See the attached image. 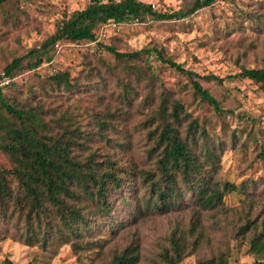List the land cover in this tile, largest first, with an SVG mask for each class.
I'll return each mask as SVG.
<instances>
[{
  "label": "rangeland",
  "instance_id": "rangeland-1",
  "mask_svg": "<svg viewBox=\"0 0 264 264\" xmlns=\"http://www.w3.org/2000/svg\"><path fill=\"white\" fill-rule=\"evenodd\" d=\"M89 1L10 0L0 7V76L13 59L24 57L51 36L64 13L83 10ZM140 1L158 13L184 12L193 2ZM256 15L261 21L253 20ZM95 38L93 43H58L50 62L35 70H19L12 80L2 78L0 90L8 104L38 115L43 134L59 136L63 127L70 132L77 129L82 147H76L75 154L116 160L127 172L128 186L122 194L126 192L128 202L111 194L113 209L105 217L90 209L94 229L89 240L79 242L80 250L70 243L26 246L11 233L0 240V264H107L128 246L137 245L138 264H164L161 256L173 235L188 246L180 264L220 257L227 264H255L261 256L252 253L251 242L264 236V158L259 157L264 145V92L237 76L243 69H264V0H219L180 20L147 17L143 23H108L95 31ZM101 46L120 53L155 49L183 70L222 79L221 84L198 81L226 114L220 116L202 102L189 79L162 64L157 55L122 64ZM61 72L69 74L74 87L53 84L52 77ZM163 95L178 101L189 115L178 126L183 138L189 121L196 120L212 140L223 142L214 179L238 189L213 211L199 210L186 196L185 206L168 213H136V206L149 196L142 172L154 169V157L148 155L154 146L149 133L157 127L151 118ZM7 116L0 108V120ZM0 165L11 168L1 150ZM251 222L252 229L243 231Z\"/></svg>",
  "mask_w": 264,
  "mask_h": 264
},
{
  "label": "trees",
  "instance_id": "trees-1",
  "mask_svg": "<svg viewBox=\"0 0 264 264\" xmlns=\"http://www.w3.org/2000/svg\"><path fill=\"white\" fill-rule=\"evenodd\" d=\"M9 1L0 0V7ZM217 1L193 0L190 8L184 12L158 13L153 11L150 4L140 0H90L83 10L64 13L57 20L54 33L38 48L29 50L24 57L13 59L4 68L0 80H12L19 70H35L43 63L50 62V53L58 43L95 42V31L102 25L143 23L147 17L155 21L180 20L212 7ZM253 20L261 21V16H254ZM101 47L122 64L140 60L143 56L148 59L153 54L157 55L162 64L174 68L189 79L202 102L211 105L218 115L226 114L198 81L212 80L221 84L222 79L215 76L201 77L183 70L180 65L165 60L155 49L120 53L113 47ZM25 59L28 62L23 66ZM151 77H155L154 73ZM237 77L251 81L264 92V69H243ZM52 81L57 87H74L67 72L56 74ZM167 103L170 112H167ZM0 108L8 115L0 120V150L11 166L10 170H6L0 165V226H3V229L0 227V240L12 233L16 241L26 246H45L50 242L62 246L70 243L74 250H80L79 242L84 238L89 240L94 229L89 210L93 209L97 216L105 217L113 209L109 199L111 194L117 195L124 203L128 202L126 192L122 194L128 186L126 170L109 157L98 161L95 153L85 156L75 154L76 147H82L76 135L79 133L77 129L70 132L63 127L64 131L59 136L43 134L40 128L44 124L38 115L34 111L19 110L8 104L1 90ZM187 118L189 115H184L183 106L178 101L170 102L169 98L162 96L151 118V121H157L156 129L149 133L154 146L148 155L154 157V169L142 172L143 185L149 196L142 205L136 206V213L140 216L149 211L165 214L185 206L186 196L199 210L213 211L222 205L226 195L238 189L233 183H221L214 179L215 169L224 151L223 142L212 140L196 120L189 121L184 138L180 135L178 126ZM233 139L236 142L235 134ZM260 148L259 157L264 158V145ZM252 224L248 223L242 230L249 231ZM251 251L261 256L255 264H264L263 235L251 242ZM187 252L186 242L173 235L169 249L161 258L164 264H180ZM138 262L137 245L128 246L107 264ZM197 264L227 263L224 257H220Z\"/></svg>",
  "mask_w": 264,
  "mask_h": 264
}]
</instances>
